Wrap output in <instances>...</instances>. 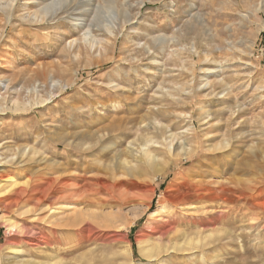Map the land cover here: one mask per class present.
<instances>
[{
  "label": "rangeland",
  "instance_id": "374dc122",
  "mask_svg": "<svg viewBox=\"0 0 264 264\" xmlns=\"http://www.w3.org/2000/svg\"><path fill=\"white\" fill-rule=\"evenodd\" d=\"M10 1L0 0V101L46 102L1 113V163L12 153L15 158L0 166V175L18 171V182L32 188L58 175L93 174L87 170L98 168L96 159L117 155L129 165H116L103 180L109 187L105 203L76 204L84 208L82 228L65 225L72 205L56 202L61 193L50 195L40 222V215L20 214L33 204L8 213L9 195L0 196V264H17L12 250L18 245L24 257L54 264H87L74 257L93 247L94 264H113L108 255L123 243L105 231L109 222L114 228L135 222L121 230L132 245L133 264H152L141 247L156 242L154 233L162 228L153 210L208 188L214 193L208 201L192 200L180 227L200 245L174 254L172 263L264 264V0H115L110 14L104 9L109 0H69L53 21L40 24L22 17L35 11L36 0H17L13 8ZM100 8L118 29L113 36L93 26L104 39V48L94 52L76 42L84 31L76 25L90 23ZM126 17L132 22L123 27ZM72 135L95 146L72 152ZM149 138L155 141L152 160L140 151ZM182 145L198 156L187 159ZM1 185L8 190L6 180ZM41 187L42 193L52 190ZM53 206L65 210L46 217ZM9 218L21 227L11 228ZM25 227L45 228L52 253L25 244Z\"/></svg>",
  "mask_w": 264,
  "mask_h": 264
},
{
  "label": "bare ground",
  "instance_id": "6f19581e",
  "mask_svg": "<svg viewBox=\"0 0 264 264\" xmlns=\"http://www.w3.org/2000/svg\"><path fill=\"white\" fill-rule=\"evenodd\" d=\"M15 1L17 2V0H11L9 3L7 2L8 5H10L9 6L10 8L14 7ZM68 1L69 0H36V2H34V3H36V6H38V7L35 9V11L34 12H29L27 15L25 14L22 17L23 18H27L28 17L29 20H31L33 22H37L38 24L46 22V21H53L54 18L58 14L61 13V10H64L63 9V5L66 2H68ZM114 1L115 0H109V3H108L109 6L107 5L108 7L104 8L106 13L110 14V11H112L110 5L112 3H114ZM117 2H115V3H117ZM91 4H94V3H91ZM2 6L4 7V5H2ZM97 6H99V5H97ZM96 8H99V7H96ZM104 9L100 8L99 12L96 11L95 12V16L92 19V21L90 20L91 21L90 23H88V24L87 23L86 24L77 23V25H76V26H81L82 27L81 30L84 29L83 33H81V37L79 39H77L76 42L82 41L84 43V45L86 44V46H88L90 50H94V52H95V50L99 51V49H103L104 48V45H103L104 39L97 37L99 34L96 36V35H94L92 33L93 26H95V25L96 26H101V27L103 26L106 29L105 31H107L108 34L113 35V36H117L115 32L118 29V26L115 23L110 22L108 18L103 16L105 14ZM127 9H128V7H127ZM81 12H83V11H81ZM113 14H114V12H113ZM113 14H111V15H113ZM133 15L134 14H132V17H133ZM247 17H248V15H247ZM247 17H245V18H247ZM69 18H70V16H69ZM248 18H250V17H248ZM74 19L72 18L73 21H74ZM131 20L132 19L126 17L124 19L123 27L126 26V24L128 25V23H131L132 22ZM263 27H264V25H263ZM120 28H121V26H120ZM262 29H264V28H262ZM165 40H167V39L165 38ZM158 41H159V39H158ZM154 42H155V40H154ZM72 43L69 44L71 49H72ZM67 48H68V46H67ZM80 55H81V46L77 50L76 57H79ZM73 57H75V56H73ZM76 57H75V59H76ZM117 86H119V85L118 84L115 85V87H117ZM6 88H8V85H6ZM34 91L38 93L37 88L34 89ZM1 98L2 99L0 101V116H1V113H4L5 111L11 110V109L12 110H17V109L19 110V109L28 108L27 109V111H28L29 108L31 109V108H33V106L41 104V103H43L46 100V99L45 100L41 99V97L40 98L37 97V99H35V101H29L26 104H21V103H19V101L18 102L17 101H15V102L13 101L12 102L13 104H11L12 106L11 105L9 106V104L5 103V101H4L5 98L2 97V96H1ZM139 99H143V98H141V97L137 98V100H139ZM130 107H131V105H130ZM152 109H153L154 112H156V110H157L154 107ZM158 123H160V122H158ZM145 127H146V125H145ZM190 128H192V127H190ZM104 133H106V132H104ZM103 134H102L101 138L104 136ZM77 136L78 135H76V136L72 135L71 139H69V141L67 142V145L72 148V152L81 150L83 153H87L95 146V144L92 143L93 141H90L88 137L84 138L83 136H78V137ZM154 142L155 141H153L152 139L149 138L148 140H146L145 146L142 148V150H140V147H139V150L141 151V153L145 156V158L147 157L148 160L154 159V155L152 154V151L149 149L150 143H154ZM168 142H169V140H168ZM169 144H170V146L168 148L171 149L172 144L170 142H169ZM112 146L113 145H110L108 147H104V150L110 149ZM181 147H182V150H184V154H185L187 159H191V158H194V157L198 156L197 155L198 153L196 152L197 153L196 154L195 150L192 149V147H190L191 149L186 148L185 145H182ZM128 148L130 149L131 147L128 146ZM4 150H5V148H4ZM31 150L33 151V155L37 152V150H35V149H31ZM26 152H28V151H26ZM29 152H30V150H29ZM2 157H3V154L0 153V166H2L3 164L5 165V164H8V163H12L14 158H15V155L12 153V155L10 156L11 159H8V161H6L3 164L1 163L2 162ZM119 157L117 155H115L112 158L106 159V160L96 159L94 162L96 163L98 168L96 170L95 169L87 170V171L92 172L93 174L88 175V173L86 172L83 175L80 174V175L75 176L74 179L69 178L67 176V174L64 175V176L63 175H58V176L50 178L49 180H44V182H42V183H39L40 184L39 187H37L35 185V183H34L33 186H31L32 188H28L29 185L26 184L25 182L24 183H22V182L19 183L18 179L16 178L19 175L18 171L16 173L14 172V173L1 174L0 175V196H2L3 194H5V195L8 194L9 195V197H8L9 202L6 204V209H7L8 213L19 212V210L25 208L26 206H28L30 204H33V208L32 209H26L25 211H23L20 214H21V216L22 215L26 216V214H30V213H34L35 215L37 214V216L40 215V217H38V219L35 220V222H40V220L42 219L41 218V214L43 213V211H45L44 210V208H45L44 205L46 204V201L49 199L50 195L51 194L54 195L55 193H61L62 195L58 196V198L55 197L57 199V200L55 199L56 202L59 203V201L62 200L60 203H63V205L66 206V208L69 207V203L70 202H71L70 206L72 205V207H70L71 209H69V211L71 210L72 216H69L67 219L65 218V225H77V226H81V228H82V226H84V224L87 223V221H84V220L79 222L81 217H83L84 214H85L83 212L84 208L83 209H77V205L76 204H81V205L86 204V205H88L90 207H93V206L98 207L99 204H103V203H105L107 201V198L104 195L105 194H109V187L105 186L106 184L105 185L102 184L103 180L107 179V174L109 173L110 170H114V168H116V165H118V166H127V165H129V163L127 161L122 160ZM159 172H155V174H158ZM200 173H199V175H200ZM75 174H77V173H75ZM188 176H190V175L188 174ZM205 176H202V177H205ZM34 178H36V177H34ZM189 179L190 178H188L187 181H189ZM2 180H6V185L5 186L8 187V190H6L3 185H1V181ZM27 181L28 182L31 181L30 178ZM195 181L191 180V183L194 184V185H197L198 182H195ZM43 185H47L48 189H49V186H52V190H51V192L49 194H48L47 191H46V193H42V192H45V189L41 187ZM199 186H200V184H199ZM218 187L222 191L227 189L224 186V184H222V183H220ZM48 189L46 188V190H48ZM204 189H206V188H204ZM249 189H250V187H249ZM207 190H208L207 193H198V194H196V193L187 192V193L179 194L178 196H174L173 198H170L169 205H161L160 204L158 210L157 209L153 210V213L154 214H158L159 219H161V221H162V226L161 227L162 228H160V230L157 229L158 231L154 233L155 235H157V239H156L157 241L156 242H153L152 244H149L147 246L143 245V247H141V255L144 258L149 259V261L152 264H154V262L156 264H174V263H172V261L170 259L171 256H173L174 254H178L180 252H185L186 250H190V249L194 250V248L198 246L199 240H195L193 236H192L193 238L191 236L189 237V234H187L185 232L186 230H183V229L181 230L180 227L183 226V220H182L183 217H184L183 214H186L185 211L188 208V204L190 205V202H192V200H194L196 198L203 199L204 201H206V200L208 201V198H207L206 195H211L215 191V190L209 189V188ZM100 194H102V196ZM129 196H130V194H129ZM56 202H53V204H55ZM200 202H202V201H200ZM56 209H58V210H60L62 212L63 209L65 210V207L56 208V206L55 207L53 206L52 207V211H50L46 215V217L51 215V213L53 215V212ZM94 212L93 213L90 212L89 216L91 214H94ZM52 215H51V217H52ZM109 215H110V213H109ZM109 215L107 213L106 216H109ZM186 215H188V214H186ZM104 218H105V216H104ZM23 219H25V218L23 217ZM44 219H45V216H44ZM9 222H10V227L11 228L15 229L17 227H21V225H19L18 222L12 221L11 218H9ZM184 223H185V221H184ZM134 224H135V222L134 223H128L126 225L120 224V225L117 226L118 228L116 227L117 229L114 228L113 224L111 225L110 222H109V224L108 223L106 224L105 231L112 232V235H111L112 240L115 241V242L123 243L122 246H120L119 248L111 249L112 251L108 255V259L111 260V262L113 264H133L134 263L133 255H132V249H131L132 245H130L128 234H122L121 233L122 229L125 228V229L129 230L130 227L132 225H134ZM160 225H161V223H160ZM25 228L27 229V232H28L27 235L23 239L25 244H27L30 247L37 248V249L45 248V246H47L48 247L47 251L49 252V254L52 253V250H53L54 246L48 245L49 236L45 232V228H38L37 227L38 230H36V228H33V229L30 228L31 230L28 229L27 227H25ZM142 234H141V236H142ZM105 246H107V245H105ZM91 248L87 249L86 251H83L81 254H79L76 257H74V259L76 261L77 260L86 261L87 264H94V258L93 257L95 256L94 252H95L96 248L95 249L93 247H91ZM100 249H101V247H100ZM12 251L14 253L13 258L15 259L17 264H54L52 260H45V259L40 260V259H31V258L24 257L23 254H24L25 250L22 249V246H20V245H18V247H16ZM185 255H186V253H185ZM191 259H195V258L192 257ZM219 259H220V257H219ZM188 260H190V259H188ZM215 260H217V259H215ZM60 261L64 262V260L63 261L60 260ZM220 261H221V259H220ZM195 263H196V261H195ZM210 263H211V261H210Z\"/></svg>",
  "mask_w": 264,
  "mask_h": 264
}]
</instances>
